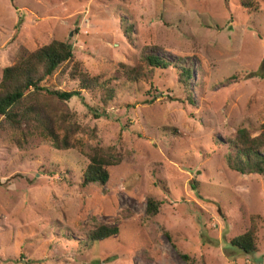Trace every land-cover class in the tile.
<instances>
[{
  "label": "rangeland",
  "instance_id": "obj_1",
  "mask_svg": "<svg viewBox=\"0 0 264 264\" xmlns=\"http://www.w3.org/2000/svg\"><path fill=\"white\" fill-rule=\"evenodd\" d=\"M258 2L251 12L238 0H0V75L20 46L70 42L114 90L107 102L97 89L66 101L79 136L121 156L105 184L82 185V153L0 117V264H264V180L227 168L222 141L239 128L264 137ZM144 47L170 66L130 82L119 64H137ZM178 58L192 66L188 84ZM46 84L78 89L60 70ZM252 216L257 250L244 253L230 240ZM98 223L119 232L89 245Z\"/></svg>",
  "mask_w": 264,
  "mask_h": 264
},
{
  "label": "trees",
  "instance_id": "obj_2",
  "mask_svg": "<svg viewBox=\"0 0 264 264\" xmlns=\"http://www.w3.org/2000/svg\"><path fill=\"white\" fill-rule=\"evenodd\" d=\"M239 5L248 11L259 9L258 0H238ZM124 21H121V24ZM126 24V23H125ZM123 25V24H122ZM129 36L131 24L123 26ZM174 66L179 70L178 77L188 84L192 75V66L178 58ZM122 73L130 82L151 79L155 69H166L170 62L160 57L156 49L144 47L139 62L133 66L120 63ZM60 70L68 79L77 81L78 89H54L48 86ZM97 89L103 93L107 102L114 94L109 79L90 76L82 63L74 58L70 42L54 39L37 48L20 46L16 49L14 62L1 69L0 75V117L10 127L18 129L21 125L30 127L48 138L57 150L76 149L82 153L88 163L82 177V185L88 183L105 184L109 179V167L116 165L121 156L114 145H89L80 138L83 128L76 121L75 113L66 105L71 97L80 94V90ZM191 98V94L188 95ZM96 117L98 115L94 114ZM20 137L22 135H19ZM228 150L224 153L227 168L240 174H255L264 180V137L252 136L246 128H239L232 137L222 140ZM159 203L147 199L146 214L153 216ZM88 234L91 245L95 241L115 236L119 232L116 225L95 224ZM256 221L252 216L246 230L230 240V244L244 253H253L256 245ZM88 246V245H87ZM184 257V256H183Z\"/></svg>",
  "mask_w": 264,
  "mask_h": 264
}]
</instances>
